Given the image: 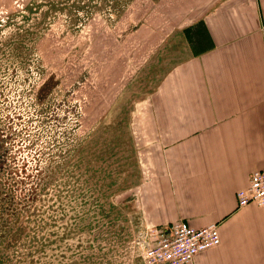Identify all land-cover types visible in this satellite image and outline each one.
Listing matches in <instances>:
<instances>
[{
    "label": "rangeland",
    "instance_id": "obj_1",
    "mask_svg": "<svg viewBox=\"0 0 264 264\" xmlns=\"http://www.w3.org/2000/svg\"><path fill=\"white\" fill-rule=\"evenodd\" d=\"M203 5L0 0V264H143L141 103Z\"/></svg>",
    "mask_w": 264,
    "mask_h": 264
},
{
    "label": "crops",
    "instance_id": "obj_2",
    "mask_svg": "<svg viewBox=\"0 0 264 264\" xmlns=\"http://www.w3.org/2000/svg\"><path fill=\"white\" fill-rule=\"evenodd\" d=\"M195 10L186 32L202 42L141 103V132L158 151L141 202L166 234L178 219L218 224L220 243L194 264H264V203L236 198L264 168V0H204Z\"/></svg>",
    "mask_w": 264,
    "mask_h": 264
},
{
    "label": "built area",
    "instance_id": "obj_3",
    "mask_svg": "<svg viewBox=\"0 0 264 264\" xmlns=\"http://www.w3.org/2000/svg\"><path fill=\"white\" fill-rule=\"evenodd\" d=\"M237 203L244 206L251 201L264 203V168L251 173L249 183L236 192ZM156 238L143 243V264H194L195 256L220 243V234L216 222L200 227L187 224L178 219L171 224L170 232L153 229Z\"/></svg>",
    "mask_w": 264,
    "mask_h": 264
}]
</instances>
